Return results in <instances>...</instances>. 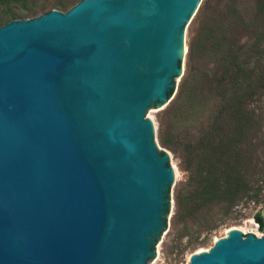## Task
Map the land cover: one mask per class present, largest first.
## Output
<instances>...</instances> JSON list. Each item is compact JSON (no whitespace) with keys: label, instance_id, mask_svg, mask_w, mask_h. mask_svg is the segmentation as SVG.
I'll list each match as a JSON object with an SVG mask.
<instances>
[{"label":"water","instance_id":"95a60500","mask_svg":"<svg viewBox=\"0 0 264 264\" xmlns=\"http://www.w3.org/2000/svg\"><path fill=\"white\" fill-rule=\"evenodd\" d=\"M200 0H78L0 25V264H148L174 168L147 108ZM186 264H264L223 232Z\"/></svg>","mask_w":264,"mask_h":264},{"label":"trees","instance_id":"16d2710c","mask_svg":"<svg viewBox=\"0 0 264 264\" xmlns=\"http://www.w3.org/2000/svg\"><path fill=\"white\" fill-rule=\"evenodd\" d=\"M34 1L0 0V24L35 15ZM76 1L56 0L48 9L65 11ZM239 32L245 41L239 42ZM187 57L192 71L177 91L174 124L159 133L188 173L189 189L183 196L177 192V204L192 214L212 204L228 209L242 198L257 199L259 122L250 105L264 94V0H230L224 12L208 17ZM201 111L203 119L194 123ZM254 220L262 227L259 213Z\"/></svg>","mask_w":264,"mask_h":264},{"label":"rangeland","instance_id":"374dc122","mask_svg":"<svg viewBox=\"0 0 264 264\" xmlns=\"http://www.w3.org/2000/svg\"><path fill=\"white\" fill-rule=\"evenodd\" d=\"M55 1L35 0L32 3V8H35L36 11L33 16L50 10L48 6ZM229 1L207 0L204 3V0H200L197 7V10L200 8L198 13L196 10L184 29L185 53L182 59L181 75L176 79L175 89L172 95L160 106L150 107L145 111V117L151 119L154 124L156 145L167 151L174 168L173 179L169 185V205L166 211L165 226L160 229L154 246V254L148 264H186L191 253L199 249H206L223 232L233 226L240 228L243 233L253 232L255 236L264 233V94L258 96L250 105L254 109L259 122V131L254 139V158L259 169L257 177L259 179L258 185L260 186L257 199L242 198L228 209L222 203L212 204L194 209L192 214H188L185 212L183 204L180 206L177 204L176 197L178 191L183 196L186 193V189H189L188 173L182 167L178 154L162 145L159 140V133H165L169 123L174 124L175 118L172 106L177 91H179L181 80L192 71L189 64L191 62L187 57L189 43L198 41L199 32L208 17L215 16L218 12H224V6ZM42 5L45 6V9L41 8ZM1 12L2 9L0 8ZM241 33L239 32V42H243L246 39L245 34ZM203 117L204 112L201 111L193 118V122L196 123L202 120ZM256 213H259L263 219L262 227H259L254 220Z\"/></svg>","mask_w":264,"mask_h":264},{"label":"bare ground","instance_id":"6f19581e","mask_svg":"<svg viewBox=\"0 0 264 264\" xmlns=\"http://www.w3.org/2000/svg\"><path fill=\"white\" fill-rule=\"evenodd\" d=\"M184 50H185V46H183V50H182V52H184ZM174 174V173H173ZM234 228H236V229H239L240 230V228H238V227H235V226H233V227H231V228H229V229H234ZM217 239V238H216Z\"/></svg>","mask_w":264,"mask_h":264}]
</instances>
